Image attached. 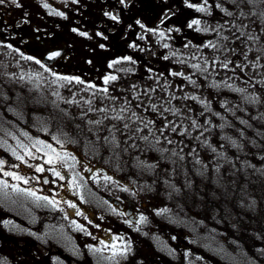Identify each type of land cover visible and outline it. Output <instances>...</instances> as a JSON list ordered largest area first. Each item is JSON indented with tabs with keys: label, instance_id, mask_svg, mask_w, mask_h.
I'll use <instances>...</instances> for the list:
<instances>
[{
	"label": "rangeland",
	"instance_id": "rangeland-1",
	"mask_svg": "<svg viewBox=\"0 0 264 264\" xmlns=\"http://www.w3.org/2000/svg\"><path fill=\"white\" fill-rule=\"evenodd\" d=\"M175 1L171 0V2ZM18 2L30 5L37 14L41 12L40 0H18ZM190 2L202 3L201 0H190ZM3 6L16 7L11 0H5L3 4H0V7ZM208 6L206 20L209 19L212 25L215 19L219 32L216 49L204 47L202 53L199 49V53L183 51L174 55L173 62L166 68V71H171L170 75L173 77V85L170 89L172 117L165 119L166 111L161 110L158 114L153 113L151 119L145 121H155L154 124L160 125L158 126L160 129L169 122L180 123L181 126L177 132H172L171 127L165 129L163 139L176 137L195 139L190 150L194 151L193 149L199 145L196 154L200 171H198L199 167L194 165L191 168L196 172H192L190 168H186L182 173L165 170L167 160L159 162L156 158L157 152L153 149L151 151L147 146L150 143L142 145L131 143L130 146L133 145V148L121 153L115 152L116 149H113L114 151L106 149L105 144L108 141L111 142L106 139H109L111 135H114L115 143L128 139L152 141L156 136L148 132V125L143 128L142 134L138 133L136 128L130 127L129 124L134 122L128 120L131 118L130 115H124L127 120L102 117L96 120L101 121L99 124L94 121L93 126H83L84 118L87 116L86 112V115L82 112L84 107L81 106L84 105L65 102L75 100V95L87 94L88 96L93 92L102 93L101 98L110 92H117L118 96H114L117 106L125 99L128 101L126 92L138 79L131 78V74H136L138 64L136 66V63L125 62L109 68V64L113 61L112 56L120 55L118 59L130 56L133 60L137 59L149 65L157 55H168L166 48L163 47L165 43L168 45L175 42L189 44L191 40H197L198 31L195 27H188L192 21L191 16L197 12L194 8L190 9L188 14H173L169 21L160 24L161 27L173 29L172 32L164 29L167 32V38L164 40L152 32L151 35L142 33L141 36L144 39L120 43L119 47H115L113 40L101 41L95 37H88L86 43L80 48L81 53L88 57L80 62L82 68L79 69V74L74 76L71 73L69 76L83 80L85 82L83 85L57 80L56 75H53L49 68H47L48 71L44 68L42 72L32 69L30 64L25 63L28 60L15 57L23 52L7 47L9 44L0 40V87L12 86L25 88L28 91L25 96L27 99L20 97L18 102H27L29 108L26 105L22 107V109L27 107V110L23 112L13 109L7 112L13 116L12 120L28 119L36 124V126L27 127L25 132L31 139H24L22 142L31 146L36 140L43 141L41 138L38 139L41 134L85 141L83 143L85 150L90 149L98 154L106 153V160L120 162L121 166L131 174L143 177L151 192V200L162 201L165 208L169 210L188 207L189 212L207 216V220L211 223L208 224L212 225L210 229L216 226L219 228L224 261L234 264H264V67H261L264 65V0H208ZM229 12L232 15H228ZM36 17L41 16L36 15ZM220 25L224 27L221 28ZM161 29L163 28L159 30ZM68 44L71 48V43L68 42ZM131 44H136L137 47L132 48ZM100 45L104 47L101 48ZM205 60L208 61L207 65L204 63ZM229 60L233 61V64L229 65V69H224L220 62ZM213 61H216L214 67ZM196 64H200V69L193 67ZM205 67L208 69L207 72L202 70ZM233 68L235 71H232ZM140 70L141 75L147 71L144 67ZM172 73L183 75H172ZM186 74L193 78L192 83L186 90L180 89L181 79ZM108 75H116L118 78L105 84L104 78ZM203 80H205L204 85L199 86ZM53 81L56 82L53 83ZM222 81H228L233 87L224 86ZM88 84L96 85V89L85 90ZM217 84L219 86H216ZM105 87L109 90L107 94L98 91ZM236 88H243L245 91L237 92ZM168 90L167 88L166 91ZM55 92H58L59 96L53 95ZM185 96H196L198 99H185ZM0 97H3L5 101L8 99L3 94H0ZM173 97L176 98L173 99ZM253 97L258 99L253 102ZM132 101L135 105H139L136 98ZM204 102L211 105L206 108ZM65 103L67 107L62 106ZM173 109L179 111L174 115ZM1 111L0 124L4 122L2 118L9 120L6 112L1 114ZM118 114V111L113 113V115ZM209 118L210 124L206 123ZM193 119L204 127L193 128L191 126ZM241 121L247 123H241ZM137 123L143 122L140 120ZM125 124L128 125L127 128ZM158 127L157 137L162 135L158 132ZM185 128L188 132L181 136L179 133ZM205 128L207 131L204 130ZM4 131L14 134L15 128H5ZM201 132H203L202 137ZM7 133L0 138L3 137L2 139L6 140L5 138L9 139L13 136ZM101 136L103 138H99ZM144 136L148 139L144 140ZM69 139L64 141L68 142ZM202 139L204 143H198ZM213 148L216 151H213ZM125 154L131 156L135 163L134 167L126 166L128 160L122 157L113 158Z\"/></svg>",
	"mask_w": 264,
	"mask_h": 264
},
{
	"label": "flooded vegetation",
	"instance_id": "flooded-vegetation-1",
	"mask_svg": "<svg viewBox=\"0 0 264 264\" xmlns=\"http://www.w3.org/2000/svg\"><path fill=\"white\" fill-rule=\"evenodd\" d=\"M40 2L42 8L38 14L30 5H25L23 2L19 3L20 7H0V40L19 49L25 56L34 57L33 60L25 61L33 67L32 69L42 72L44 68L45 71L49 68L52 74L55 73L56 78L69 77L71 73L74 76L79 74V69L82 68L80 62L88 57L81 53L80 48L88 37H95L101 41L113 40L115 47H119L120 43L139 39L142 33L151 35V32H146L137 25V20L147 28H157L159 25V29L163 28L161 30L164 31L168 28L160 26L162 19L169 21L173 14H188L189 10H192L186 6L184 0L175 2L124 0L123 4L120 0H78L77 3H73L72 0L67 2L40 0ZM44 3L50 5V8H45ZM52 9L65 13L66 18L52 14ZM110 16H118L119 19L114 21ZM206 17V13L197 11L191 16V20L200 19L202 21L200 27L202 29L209 27V31H198L197 40H191L187 44L188 47H185V43H170L166 48L168 59L157 55L149 65L135 59L138 70L136 74H131V78L152 81L155 79L152 84L162 88L171 78V71H166V68L173 62L172 53L183 51L199 53V49L202 53L204 51L202 45H207L211 41L216 45L219 37L216 20L213 19L210 25ZM211 28L213 30H210ZM73 29L77 31L74 32ZM80 32L88 33V36H81ZM67 41L71 43L72 49ZM57 51L60 52L58 57L48 59L51 53ZM119 56H112L111 59L116 60ZM15 57L22 58L20 55ZM35 59H39L44 67L36 64ZM142 67L147 69L143 72L144 75L140 74ZM27 93L25 88L0 87V94L8 98L5 101L0 97L1 114L6 112L9 116V120L2 118L4 122L0 124V136L7 133L4 131L5 128L12 127L15 128L12 135L21 142L28 139L20 134L27 131L29 125L36 126V124L28 119L12 120L13 116L7 113L13 110L17 112L27 110V107L29 108L27 102H18L20 97L26 100ZM101 94L75 95V100L79 101L78 104L84 105L81 106L85 108L82 110L90 112L89 107L92 108L91 111L108 109L112 105L110 102L114 100L111 97L118 96L117 92H110L101 98ZM126 95L130 96L131 92L127 91ZM128 98L129 101L133 100V97ZM89 99L92 100L91 106L84 103ZM102 101L106 102L99 103ZM26 105V109H22ZM62 106L67 107V104ZM147 106L145 110L151 111L160 108L161 105L155 103ZM40 138L43 142L51 144L58 152L71 153L79 163L76 164L75 170L62 168L64 180L47 171L50 166L46 164H44V172H36L35 166L43 164L47 159L44 153L33 149L31 151L38 159L25 156L26 163H23L12 155L9 146L16 148L20 155H24V149L17 148V140L12 137L5 138L7 143L0 145V159L6 161L4 170L15 172L29 179L30 182L24 184L11 177H4L2 173L0 179L7 180L9 184L19 183L21 188H31L38 195L49 198L55 196L60 204L53 208L44 201L37 202L23 194L13 193L11 189L7 190V195L0 192V264H117V262L118 264H234L224 261L219 228L213 225L216 227H212L211 230L212 225L208 224L210 222L207 216L189 212L188 207L175 210L167 208L168 211H163L166 208L162 201L151 200V192L143 177L131 174L122 166L118 167L113 162H109L106 160V153L98 154L89 148L85 150L83 144L85 141L57 136L61 141V144H57L53 137L47 134H41L38 139ZM66 139L69 141H64ZM68 163L72 164L73 161L69 160ZM13 165L19 167H12ZM74 171L79 173L76 181L79 187L71 184ZM105 175L112 179L106 181L103 178ZM45 179L49 183L45 184ZM125 188L127 191L124 190ZM65 201L74 203L76 208L69 207ZM77 210L83 215H77ZM141 216L146 219L140 221ZM77 224L83 225L87 232L80 230ZM114 237L118 238L115 243L119 247L130 241V251L125 256H117L111 260L108 259L111 256L110 249H104L102 252L93 250L104 248L100 242L111 243Z\"/></svg>",
	"mask_w": 264,
	"mask_h": 264
},
{
	"label": "snow or ice",
	"instance_id": "snow-or-ice-1",
	"mask_svg": "<svg viewBox=\"0 0 264 264\" xmlns=\"http://www.w3.org/2000/svg\"><path fill=\"white\" fill-rule=\"evenodd\" d=\"M5 2V0H0V4H3ZM65 2H67V0H65ZM73 3H77L78 0H72ZM120 2L123 4L124 3V0H120ZM185 4L187 7L189 8H194L196 9V11L198 12H202V13H206L209 11V6H208V0H202V3L201 4H193L190 2V0H184ZM11 3L15 4L16 7H20L21 5L19 4L18 0H11ZM45 8H50V5H48L47 3H44L43 5ZM217 7H219V5H217ZM52 14H55V15H58V16H61V17H65V13L63 12H60V11H57L55 9H52ZM106 15H110L109 13H106ZM228 15H232L231 12L228 13ZM241 15H243V13H241ZM66 18V17H65ZM111 19H113L114 21H118V16H110ZM137 25H139L142 29H145L146 32H152L154 33L155 35H157L161 40H164L167 38L166 36V32L165 31H162V30H159V25L157 26V28H147L143 23H141V21L137 20L136 21ZM165 21L162 19L160 21V24H164ZM201 25V20L200 19H193L189 24H188V27L189 28H193L195 27L196 31H209V27H204L203 29L200 27ZM221 28H223L224 26L223 25H220ZM176 31H179V29H175ZM73 31H77L76 29H73ZM167 32H171L173 31V29L169 28L166 30ZM79 35L81 36H85L87 37L88 36V33H85V32H80ZM97 35H102L101 33H97ZM106 39V37H105ZM139 39H144L143 36L139 37ZM224 39H227V37H224ZM7 47L11 48L12 46L11 45H8ZM101 48L104 47V45H100ZM130 47L132 48H136L137 45L136 44H131ZM164 48H168L169 45L167 43H165L163 45ZM185 47H188V45L186 44ZM201 47H212V48H216L217 46L215 44H212L211 42H209L208 45H202ZM15 51H19L18 49H14ZM21 57L25 60H33L34 57L32 56H25L23 53H20ZM60 55V52H53L51 53V55H49L48 59H53L55 57H58ZM172 55H176V53H172ZM165 59H168L167 56L164 57ZM131 63V64H135L136 62L132 59V57L130 56H125V57H122V58H119V59H116V60H113L110 64H109V68H112L114 67L115 65L117 64H120V63ZM35 63L38 64V65H41V67H44V65L41 64V61L39 59H35ZM204 63L207 65L208 64V61H204ZM215 63L216 61H213V64L212 66L214 67L215 66ZM221 63V66L224 68V69H229V65L230 64H233V61H226V62H220ZM193 67L197 68V69H200V64H196V65H193ZM236 67H240L239 65H236ZM245 67H247V65H245ZM261 67H264V65H262ZM203 71L207 72V67L203 68L202 69ZM232 71H235V68L232 69ZM53 75H55V73H53ZM172 75H183L182 73H172ZM23 78V77H21ZM117 76L116 75H108L104 78V83L105 84H108L109 82L111 81H115L117 80ZM29 79H31V76H29ZM57 80H62V81H66L67 83H76V84H81L83 85L85 82L81 79H79L78 77H68V76H58L56 78ZM187 79H191L190 77H188ZM56 81H53V83H55ZM193 83H195V81H193ZM221 83L224 84V86L228 87V88H232L233 85L231 83H229L228 81H222ZM62 86V85H61ZM216 86H219V84H217ZM254 86V85H253ZM88 89H96V85L94 84H88L86 86V89L85 90H88ZM98 91L100 92H103L104 94H107L108 93V88L105 87V88H102V89H99ZM149 91L151 92H154L155 89H149ZM235 91L237 92H244L245 89L243 88H236ZM96 93L93 92V95H95ZM53 95H56V96H59V93L58 92H55L53 93ZM176 97H173V99H175ZM185 99H193V100H196L198 99V97L196 96H185L184 97ZM111 99H115V97H111ZM253 102L256 101V97H253ZM66 103H79V101H76V100H68V101H65ZM84 103L88 104L89 106L92 105V100H85ZM205 103V107L207 108L208 105L206 102ZM153 109H155V105L152 106ZM92 108L89 107V111H91ZM97 111H100V112H106L107 109H104V108H100V109H97ZM121 111H125V109H121ZM165 111H169V109H165ZM179 110L178 109H173L172 112L173 114L175 115ZM86 115V113H85ZM201 115H203V113H201ZM219 115V114H217ZM132 116L135 118L136 117V113L133 112L132 113ZM124 117L121 116V115H117L115 117H113V119H123ZM222 118V117H221ZM89 123H93V121H89ZM94 123L96 124H99L101 123V121H95ZM155 121H148V124H154ZM206 123H211V119L209 118ZM241 123H247L246 121H241ZM169 124H172V122H169ZM169 124H165L161 129H160V132L161 134L163 135L164 133V130L169 128ZM125 128L128 127L127 124L124 125ZM147 126V125H146ZM191 126L193 128H203L204 125L202 124H198L197 123V120L196 119H193L192 122H191ZM172 132H177L178 131V126H175L173 125L170 129ZM205 131H207V129L205 128L204 129ZM137 131H143L142 128H138ZM188 132V129L185 128L183 130V132H180L179 134L180 135H185L186 133ZM243 134V133H241ZM7 135H12L11 133H7ZM20 135L24 136L25 138H28V139H31V137H29V134L27 132H22ZM203 135V132H201V136ZM13 139L17 140V148H20V149H24V155H20L16 148H12L11 146L10 149H11V152H12V155L15 156V158L23 163H26L25 161V156H28L32 159H38L37 156L34 155V153L30 150V149H35L36 152H43L44 155L47 157V159L44 160L43 164H38L35 166V171L36 172H44L45 171V167H44V164L46 165H49L50 167L47 169V171H50L55 177H58L60 180H64L65 179V176L62 175V168L64 167H68V168H71L73 170H75V167H76V164L79 163V161H77V158L72 155L71 153H61V152H58L55 148H53V146L51 144H47L43 141H40V140H36L34 141L31 146L25 144V143H22L16 136H12ZM53 139L56 141L57 144H61V141L56 137V136H53ZM144 140H147L148 137L147 136H144L143 137ZM157 143L159 142V140L156 141ZM7 141L6 140H3L2 138H0V145L2 144H6ZM167 143L171 144L172 143V140H167ZM233 143H235V141H233ZM62 146V145H61ZM213 151H216L215 148H213ZM175 155V153H173ZM71 160L73 161L72 164H69L68 161ZM6 164V161L3 160V159H0V173H2V175L4 177H11L13 180L15 181H22L24 184H28L30 181L29 179L15 173V172H12V171H5L4 170V165ZM12 167H19V165H13ZM29 167H32V165H29ZM149 167H152V165H149ZM89 171H91L90 169H88ZM79 176V173H76L74 171L73 173V176H72V179H71V184L72 186L74 187H79V185L77 184V177ZM106 181L107 180H111L112 177L110 176H104L103 177ZM44 183L47 184L49 183V181L47 179L44 180ZM8 189H11V191L13 193H17V194H23L27 197H30V198H33L35 201L39 202V201H44L46 202L47 205H50L51 207L53 208H56L59 206L60 204V201H58L56 199L55 196L49 198L48 196H45V195H38L37 192L31 188H21L19 183H15V184H9V182L7 180H2L0 179V192H3L5 195H7V190ZM125 191H127V188L124 189ZM65 203L68 204L69 207L71 208H76V205L70 201H65ZM163 211H168L167 209H164ZM77 215H83L82 212H80L79 210H77L76 212ZM86 218V217H85ZM65 219H67V217H65ZM146 219V217L144 216H141L140 217V221H144ZM72 223H76L75 221H72ZM77 227L82 230V231H85L87 232V229L83 227V225H79L77 224ZM137 230H139L137 228ZM88 235H91V233H88ZM93 239H95V237H93ZM118 239L117 237H114L113 238V241L111 243H105L104 241H101L100 243L104 245V248H95L93 249L94 251L96 252H102L104 249H110L111 251V256L108 257V259H111V260H114L117 256H125L127 254L128 251H130V247H131V244H130V241L122 246V247H119L116 245L115 243V240ZM91 248V246H89ZM118 264V262H117Z\"/></svg>",
	"mask_w": 264,
	"mask_h": 264
},
{
	"label": "trees",
	"instance_id": "trees-1",
	"mask_svg": "<svg viewBox=\"0 0 264 264\" xmlns=\"http://www.w3.org/2000/svg\"><path fill=\"white\" fill-rule=\"evenodd\" d=\"M199 58V56H197ZM184 69V68H182ZM185 70V69H184ZM189 74V72H188ZM188 74L183 76V79H181V88L180 89H184L185 90L189 87V85L192 83V79H187L188 78ZM173 77L170 78V80L167 82L166 85L163 84V87H157V85H153L152 83H154L153 81H155V79L152 80H145V79H136L135 82H133L134 84L132 85V87L130 88V92L131 95L128 97H133L136 98L139 101V105H135L133 103V101H127L125 99V101L120 104L119 106L117 105H110L107 109L106 112H100V111H95L93 114L95 118L101 119L102 117H108V118H113L117 115H113L114 112L118 111L119 114L123 116V119H126L125 116H131L130 119L128 120H133L134 122L129 124L130 127H134L136 129L138 128H146V125L149 126V130L148 132L152 135H155L156 138L155 140L152 141H134L133 139H128L126 141H123V139H120V141H123L121 143H118L116 141L115 143V139H114V135H111L109 139L106 140H110L111 142L108 141L107 144H105L106 149L109 148L110 150L116 149L115 152L117 153H121L124 152V150H129L133 148V145L130 146L131 143H140L141 145L143 143H150L149 145H147L149 147V149L152 151V149L154 151H156L157 156L156 158L159 159V162L167 160V162H165V166L164 169L165 170H173L175 173H179L182 171H184L186 168H190V170L193 172L194 169L192 170V166L194 165L195 167H199L198 163H197V159L198 156L196 154V151L199 149V145H197L198 147L194 148V151H191L190 148L192 149V143L194 140H190V139H185V137L183 138H179L176 137L175 139L172 138L170 140H172V143L169 144L167 143V140L169 139H163V137H165L164 135H159L157 137V127L160 125H155V124H148V122L146 119H151L152 114H158V111L161 110H165V109H169V111H166L165 113L167 115H165V119H169L170 117H172V113L170 111V107L172 105L171 101V97L172 94L170 95V89H172V85H173ZM161 81H164V79H161ZM205 80H203L202 84H200L199 86H203L204 85ZM150 84V85H149ZM152 85V86H151ZM155 89L154 92L149 91V89ZM169 89L168 91H166V89ZM207 96L209 95L208 93H205ZM221 96H224L221 94ZM157 104V105H161L160 108L156 109V110H145L147 109L146 107H148L147 105L149 104ZM214 105V103H212ZM209 106L211 105L208 104ZM121 109H125V111H121ZM113 111V112H112ZM135 112L136 113V117L134 118L132 116V113ZM125 115V116H124ZM88 118V116H86ZM127 120V119H126ZM142 121L143 123H137V121ZM173 125L178 126V128L181 126L180 123L177 122H173L172 124H169V128L172 127ZM155 129V130H154ZM158 132H160V128L158 127ZM138 133L142 134L144 133V129L143 131H139ZM116 136V135H115ZM184 136V135H181ZM203 136V135H202ZM201 136V137H202ZM117 137V136H116ZM99 138H103V137H99ZM105 140V138L102 140V142ZM134 142H133V141ZM159 140V142L157 143L156 141ZM203 144L204 140L202 139L201 142H198ZM116 146H118L116 148ZM114 151V150H113ZM175 153V155L173 154ZM116 154V153H115ZM121 156H116L115 158H118ZM123 159L128 160V162H126V166L128 167H134L135 163L133 162V160L131 159V156L129 154H125L122 155ZM200 164L203 165V163L200 161ZM162 167V166H160ZM200 167L198 169V171H200ZM196 172V170L194 171ZM206 174V173H205Z\"/></svg>",
	"mask_w": 264,
	"mask_h": 264
},
{
	"label": "water",
	"instance_id": "water-1",
	"mask_svg": "<svg viewBox=\"0 0 264 264\" xmlns=\"http://www.w3.org/2000/svg\"><path fill=\"white\" fill-rule=\"evenodd\" d=\"M104 171H106V170H104ZM117 178V177H116ZM118 179V178H117ZM120 180V179H119ZM122 181V180H121Z\"/></svg>",
	"mask_w": 264,
	"mask_h": 264
}]
</instances>
